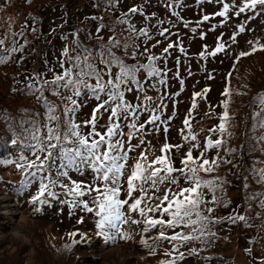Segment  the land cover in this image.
<instances>
[{
	"label": "snow or ice",
	"instance_id": "snow-or-ice-1",
	"mask_svg": "<svg viewBox=\"0 0 264 264\" xmlns=\"http://www.w3.org/2000/svg\"><path fill=\"white\" fill-rule=\"evenodd\" d=\"M27 2L31 3L32 0ZM197 2L221 5L213 16L222 20L219 25L212 24L211 31L227 24L233 16L248 14L245 20L235 25L236 30L228 40H224V34L221 33L214 48L209 50L205 44L198 53L200 60L221 54L231 56L234 57V68L242 58L264 51V43L259 38L246 41L250 46L246 50H232L238 44V36L246 33L249 21L264 16V0ZM101 4L104 11H109L117 6L118 0H99L96 6ZM165 6L174 20L157 19L153 24L151 21L156 13L145 15L142 7L134 6L116 18L115 24L122 26L119 33L114 26L106 24L103 17H92L99 21L95 37L90 32L86 35L89 40L95 38L98 41L94 45L85 44L80 30L61 35L65 46L57 60L60 70L49 67L47 71L52 73L50 78L47 72H34L26 76L21 88L13 89V92L22 95H34L43 108L44 117L43 121L33 119L29 122L31 127L25 129L26 142L23 143L15 167L22 173L18 191L38 185V190L31 197L34 206L51 207V202H56L67 205L70 214L74 209L93 214L96 218V236L106 244L132 240V236L123 231L125 225L142 226L139 243L150 255L155 256L156 248L165 242L171 245V251L166 250L164 253L170 258L161 259L159 264H182L190 255H198L199 251L207 249L219 239L218 232L213 230L216 225H234L237 222L251 225L249 216L238 214L235 210L227 217L212 215L218 208L227 206L224 196L227 181L213 173L223 163H232L219 153L222 149L229 155L236 152V149L227 146L228 138L233 135L230 131V101L224 99L220 102L222 112L218 125L209 129L212 135L201 146L199 133L192 129L190 117L192 110L198 108L197 98L206 99L209 89L194 91L191 107L179 130L183 143L173 145L168 142L167 133L177 115L175 97L185 90V80L179 68L181 55L184 59L189 58L178 25L182 24L190 33L196 34L211 17L203 14L200 20L194 22V26H190L193 22L185 20L181 12L175 10L185 7L182 0H165ZM137 14L143 16L144 21L139 28L133 22ZM30 18L33 20L30 31L35 34L38 21L35 17ZM105 28L112 32L107 40L101 35ZM28 31V25L25 24L19 32L6 33L5 38L0 39V65L10 62L15 54L22 53L31 43L27 39ZM124 33L131 35L133 41L142 40L143 51L140 50V44H130ZM173 36L176 37L175 41H172ZM204 36L205 33L200 31V39H204ZM150 41H155L151 47ZM162 43H166V46L159 54L154 53L153 49ZM174 52L181 55L175 58L177 68L171 79L178 80L180 88L172 93L169 91V73L172 69L168 64ZM188 74H192L190 65ZM231 75L229 72L227 78ZM208 78L212 79V74ZM150 91L157 92L158 96H150ZM133 93L134 100H129V94ZM46 94L59 98L60 102L50 100ZM222 96H231L229 87H225ZM86 100H94L96 105L90 118L79 122L78 114L85 106L82 101ZM166 101H171L173 106L172 114L167 116ZM212 107L209 105V110ZM253 108L257 110L252 113L251 127L254 132H258L253 140L264 154V91L257 93L253 99ZM34 115L38 117L41 113L35 112ZM105 115L107 122L101 123ZM161 128L166 134L165 142L159 148L160 154L156 155L157 149L146 137L150 133H159ZM12 142L17 143L16 140ZM185 145L188 146L187 151L180 158V166L176 167L175 155ZM194 150H198L199 154L194 156ZM212 150H215L216 155L209 158L208 153ZM11 163L13 161L10 159L0 160L3 165ZM246 170L255 183L264 184V159L253 157V164L250 168L246 166ZM85 176L89 179L84 180ZM248 179L244 178L245 189L250 187ZM162 189L163 194L160 195ZM247 200L264 209V190L250 193ZM35 211L39 213L41 208L35 207ZM133 213L140 218L134 219ZM78 222L83 221L81 219ZM157 229H160L158 235L152 236V232ZM164 229H172L173 232L169 235ZM68 235L73 239L70 244L64 245L67 250L88 241L84 231H72ZM77 236L79 240L75 239ZM192 242H198L203 248L198 250L188 247ZM184 248H187V252L182 250ZM246 251L251 252V249ZM203 259L206 264H211L213 257L205 256ZM259 264H264V259Z\"/></svg>",
	"mask_w": 264,
	"mask_h": 264
},
{
	"label": "rangeland",
	"instance_id": "rangeland-1",
	"mask_svg": "<svg viewBox=\"0 0 264 264\" xmlns=\"http://www.w3.org/2000/svg\"><path fill=\"white\" fill-rule=\"evenodd\" d=\"M44 2L45 0H32L30 4L20 6L19 11L28 10L33 11L34 14H38L40 4ZM226 2H230V0H226ZM237 2H239V0H237ZM127 3H129L131 7H142L144 9V14L149 16L151 15L149 13L154 11L157 5H159L158 3L156 5L154 0H127ZM197 5L198 6L195 7L193 3L186 4L183 9L177 8L176 10L180 12L186 11V14H190L192 11L199 10V6H205L207 9L206 11H208L206 13H209L208 15L211 16L221 7V5L209 3H198ZM12 6L8 7L0 5V11L10 13V18L7 22L12 23V27L16 28L18 27L21 18L18 17L17 13H14ZM77 6L80 8L82 3L79 2L77 5H74L73 15L75 10H77ZM92 7L93 6H90V9H92ZM160 11L162 13L157 15L156 19H152L151 23L155 24L157 19L166 20V16L169 15V10L164 9L162 6ZM120 14L121 13H119V11L113 8L112 12L106 11L104 14L100 13L98 17H103L104 22L110 26H114L116 32L119 33L122 26L115 24V21ZM247 15L248 14L245 13L242 14L241 17L233 16L227 24L217 27L214 31H211L209 30L211 25H219L222 20L220 17L213 16L209 22H205L202 25L201 29H199L196 34L190 33L188 29L183 27L182 24L178 25V30L181 26L183 28V32L180 33L184 38L185 46L188 48L189 58L184 59V57L178 52L175 54L176 56L181 55V64L183 65V68L180 69V75L185 80V90L180 94V96L175 97V100L177 101V115L171 123L170 130L167 133L169 143L173 145L183 143L179 130L183 127L182 121L191 107L192 94L194 91L202 92L204 88H208L209 92L206 94V99L197 98L198 108L192 110L190 117L192 129L199 133L198 139L201 141V146H203L205 139L212 135L209 132V129L218 125L219 115L222 112V106L221 103H219L220 106L216 107V110L213 111L216 102L218 100L228 99L230 101L229 113L232 117L230 131L233 135L228 138L229 143L227 146L229 148L239 149V152L241 153L248 151L246 143L241 144V138L242 131L246 128L248 117L247 113L253 109V106L251 108L248 104L246 96L245 98L242 97L243 93L240 89H243V91L245 90L248 93H252L264 80V51H257L255 55L246 57V60L241 59L239 63L236 64L230 71L229 68L234 57L224 56L221 54L215 58L210 57L207 60H200L198 58V53L203 49L205 44L209 46V50L214 48L217 42V37L220 36L221 33L224 34V40H228L232 32L236 30L235 25L240 23L242 20H245ZM44 17L45 16H41V18ZM134 17L133 18L135 20H133V22L136 23L137 28L139 26H143V16L137 14ZM193 17L194 19H192V17L187 18V20H193V24L190 26H194V22L200 20L202 15H198V18L196 15ZM169 18L173 20L175 19L171 16ZM262 21H264V16H261L254 21H249L247 29H252L253 31H248L246 29L245 34L238 36V44L234 45L232 49L234 52L244 50L247 46L246 41L248 40H256L259 38L261 42L264 43V23H262ZM40 22L46 23L51 21L50 18L47 20L45 18ZM164 26H167V24ZM175 30L176 29H174V31ZM200 31L205 33L204 39H200ZM29 33H31V31ZM101 35L105 38V40H107L108 37L112 35V32L109 28H105L102 30ZM124 36L130 44L139 42L138 44H140V50L143 51L142 40L133 41L131 35L128 33H124ZM175 39L176 37L173 36L172 40ZM91 41L97 42L95 38L91 39ZM154 42L155 41H150L149 46H151ZM159 49L160 47L153 49L154 53L159 54ZM30 56L31 60L26 63L25 56L23 55L22 59L17 60L13 57V59L7 64L0 65V104L3 106L0 108V114L7 113L6 116L8 117V114H10L8 111L11 113L19 112V109L23 106H31L30 108H33L37 112L41 113L38 117L34 115L18 117L16 113H12L14 116L12 118L8 117V122H6V124H8L3 127L1 126L0 120V131L2 132L0 133V137L4 141V144L7 145L6 155L3 158H0V160L10 159L13 161V163L7 165L0 164V264H159L161 259H169L170 257L164 255L166 250L171 251V245L167 242L156 248L155 256L150 255L147 249L140 245L139 233L142 226L132 224L125 225L123 227V231L128 232L129 235L132 236V240H117L115 244H106L102 238L96 236L97 230L94 223L96 218L93 214L86 213L82 209L71 210L70 214V209L67 205H61L56 202H51L53 205L51 207L40 205L34 206L31 203V197L35 195L38 190V185L31 186L25 191L17 190L20 187L22 173L15 167V162L18 160L22 151L23 143L26 142L25 137L27 136V133L25 132L24 126L33 119L43 121V108L40 104L35 102L34 99H13L14 93L9 89L11 87V84L9 83L10 81H4V79L5 76L6 79H8L9 76L13 77L17 72L21 73L29 69L31 71V68L35 67L37 64H32V57H34L33 53H31ZM172 58H174V54ZM139 59L141 62H144L142 58ZM129 62L133 61L129 60ZM169 64L168 66L175 65L171 61ZM189 65L192 73L191 75L188 74ZM257 66L261 67V69H258V71L254 73V67ZM175 71L176 68L172 69V72L169 73V91L172 93L178 91L180 88L178 80L171 79ZM227 71L232 73L230 78H227ZM209 74H212V79L208 78ZM225 74L226 76H224ZM225 77L227 80L224 84L230 88L231 96L224 98V96L220 95L222 97L220 98L217 95L221 92V88L223 86L221 81L222 78L224 79ZM246 81H248V83L251 82L249 88L246 87ZM148 94L154 98L158 96V93L155 91H150ZM134 95V93L129 94L128 99L134 100ZM48 96L52 97L50 94H48ZM52 100L56 103L60 102L57 97H52ZM205 100L207 105H205ZM86 101L87 102L84 104L85 106H83V109H87L88 111L85 115L80 113L78 114L77 119L79 122H83L85 116L87 117L91 113V109L93 110L96 105V101L94 100ZM166 103L168 104V110H166L167 116L172 114L173 106L171 101H166ZM209 105H213L214 107L208 111ZM213 113H215L213 115L214 117L212 116ZM211 118H215V122H211ZM103 121H107V115L104 116L101 123H104ZM257 134L258 132H255V135ZM165 135L166 134L164 133L163 128H161L159 133H150L146 137V139L150 140L157 149L156 155L160 154L159 148L165 142ZM236 136H239L240 139L237 140ZM13 140H16L19 144H11ZM249 142H254L253 138L250 139ZM133 143H138V141H133ZM187 147L188 146L185 145V147L175 155V165L178 164V166H180V158L187 151ZM253 149L255 153L251 155L247 153L246 156L241 158L238 156L229 157V154H226L223 149L219 153L221 157H225V159L232 161V163H223L218 171L213 173V175L224 177L227 181V184L224 187V196H229V208L230 200L238 198V193L229 189V179H233L237 176L240 173L241 168L247 172L246 176H250V172L246 170V166L247 168L251 167L253 164V157H260L264 159V156L261 157V154H258L260 151H257L258 146L256 144L251 148V150ZM212 151L214 152L213 156H215V150ZM212 151L208 153L209 158L212 157V154H210ZM193 154L194 156L198 155V150H194ZM83 179L88 180L89 177L85 176ZM249 185L250 187L247 188L249 194L257 192V188L262 186V184H257L254 181L249 182ZM57 191L60 190L57 189ZM162 194L163 189L161 190L160 195ZM17 195L22 197L18 198ZM122 198H124V194H122ZM85 199L89 198L85 197ZM35 207H40L41 211L37 213L35 211ZM256 208H259L256 203H253L252 206H250L251 211L249 215L251 217H256L258 215ZM254 213H257V215H254ZM131 215L134 219L140 218L138 214L133 213ZM158 215L159 214H157V217ZM165 218L167 219V217ZM81 219L83 222H78ZM258 219L261 221L264 217L261 216L255 220ZM250 220L255 222L254 218H250ZM164 230L169 235L173 232L172 229ZM178 230L180 229H177V231ZM72 231H84L87 234L88 241L73 246L71 250H67L64 248V245L71 243L73 238L69 237L68 234ZM159 231L160 229L153 231L152 236H155L153 233L157 234ZM75 239L79 240L80 237L77 236ZM60 241L65 242V244L59 243ZM236 245L237 241L234 238L232 243H228L224 246L223 250L219 253L221 256L218 255V259H214L211 264H252L251 261L247 260L246 255H244ZM260 246L264 247L263 244H260ZM255 252L257 258H262L261 255L263 254L261 253L260 247H258ZM222 256L225 257L223 258ZM225 258L227 261H225ZM182 264H206V262H202L200 259L199 263L196 261L193 263L189 261L183 262Z\"/></svg>",
	"mask_w": 264,
	"mask_h": 264
},
{
	"label": "trees",
	"instance_id": "trees-1",
	"mask_svg": "<svg viewBox=\"0 0 264 264\" xmlns=\"http://www.w3.org/2000/svg\"><path fill=\"white\" fill-rule=\"evenodd\" d=\"M154 1H155L156 5H157V3L159 5H157V7L154 9V11H151V13H149V14L156 13V17L153 18V19H156L157 15H160L162 13L160 11L162 6L166 10H169V9L165 6V0H154ZM79 2L82 3V6L80 8L77 6V10H75V13L73 15L72 13L74 12V5H77ZM182 2L184 5L193 3L195 7L198 6L197 0H182ZM98 3H99V0H45V2L41 3L39 6V13L34 14L33 11H28V10L27 11H19L20 6H25V4H30L27 2V0H0V5L8 6V7H11L13 5L12 10L14 11V13H17L18 17L21 18L18 27L13 28L12 23L7 22V20H9V18H10V13H4V12L0 11V39L5 38L6 33L10 34L12 32H19L21 30L22 26L27 24L28 29H29V31L27 33V39L31 43L25 47L24 50L27 49L26 51H23L22 53L15 54L14 58L19 60V59H22V57L24 55L25 56V63H26V62H29L31 60L30 55H31V53H33L34 57H32V60H33L32 64L33 63L37 64L35 67L31 68V71L29 69V70H25L21 73L17 72L13 77L9 76L8 79H6V76H5L4 81H10L9 83L11 84V87L9 89L13 92L14 88H21L23 86V84L26 82V76H30V74H32L34 72H36V73L47 72V75L50 78L52 73L47 71L49 67L54 66L57 71L60 70L58 63H57V60L60 57V54H61L63 47L65 46V41H63L60 38L61 35H67L73 31L80 30L81 38L84 40L85 44L94 45V44L98 43V41L93 42V41L89 40L87 38V35H86V33L90 32L93 34V37H95L96 28L98 26L97 24L99 23V21L93 20L92 17H94V16L98 17V15L100 13L104 14L106 12L103 10L104 6L102 4L99 7L96 6ZM90 6H93L92 9H90ZM114 8L117 11H119V13H123V12H127L128 9L131 8V6L129 5V3H127V0H118V4ZM112 9H110L109 11L112 12ZM219 9H217L216 11H218ZM206 10L207 9L205 8V6H199V10L192 11L190 14H186V11H184V12H181V15L184 16V18L186 20H187V18H191V17H192V19H194L193 16H195V15L198 18V15L209 14V13H206V12H208ZM40 15L45 16V17L41 18ZM170 16H171V13L169 11V15L166 16V20L170 19L169 18ZM30 17H35L36 20L38 21V23L35 25L37 28V31L35 34L29 33L31 27L33 26V20ZM210 17H213V14ZM45 18H46V20L50 18L51 22H46V23L40 22V21H43ZM134 18H133V20H135ZM189 21L193 22V20H189ZM152 31L154 32L156 30L152 29ZM179 31L183 32L182 26L179 28ZM70 41H71V36H69V42ZM172 41H175V40H172ZM21 42H23V41L21 40ZM136 43L138 44L139 42H136ZM164 46H166V44H164V43H162L160 46H158V47H160V49H159L160 52ZM149 47H151V46H149ZM247 48H249L248 45L246 46V48L244 50H246ZM253 55H255V53ZM242 59L246 60L247 58L245 57ZM170 61L171 62L173 61L175 64V58L170 59L169 62ZM174 68H177L176 64L174 66H172L171 69H174ZM179 68L182 69L183 65H180ZM232 68H233V61H232V64L230 65L229 71ZM258 69H261V67H258V66L254 67V71H255L254 73H256L258 71ZM229 71H227L226 74H228ZM226 74L224 76H226ZM226 80H227L226 77L224 79L222 78L221 82L223 83V86L221 88V92L217 95L220 98H222L220 95H222V92L224 91V89L226 87V85L224 84V82H226ZM248 81H246L247 82L246 87L249 88V86L251 85V82L248 83ZM240 90L243 93L242 97L245 98V96H246V98H247L246 101L248 102V104L252 108L253 99L255 98L257 93L264 91V80L260 83V85H258L256 87V89L252 93H248L245 90L243 91V89H240ZM13 93H14L13 99L18 100V99L30 98V99H34L35 102H37L34 95H27V94L22 95L19 92H13ZM47 96H48V94H47ZM48 98L50 100H52V97L48 96ZM224 98H226V97H224ZM221 101L222 100H218L216 102L215 108L213 111L216 110V107L220 106L219 103ZM86 102L87 101H82L83 104H85ZM204 102H205V105H207L206 100ZM0 106H1L0 108L3 107L1 104H0ZM30 107L31 106H23L19 109L20 110L19 112H12V113H16V115L18 117H20V116H23V117L32 116L37 111L33 108H30ZM255 110H257V109L253 108L249 113H247L248 117H247L246 128H245V130L242 131L241 144L246 143L248 151L241 153V152H239V149H236V152L229 155V157H237L238 156L239 158H241V157L246 156L247 153L250 155L255 153L254 149L251 150V148L255 145V142H249V140L252 139L253 136L255 135V132H254V130H252V127H251V123H252L251 117H252L253 111H255ZM87 111H88L87 109L85 110L82 107V109L79 113L85 115ZM208 111H209V109H208ZM8 113H10V114H8L9 118H12L14 116V114H12L10 111H8ZM91 113H92V109H91ZM91 113L87 117L85 116V119L90 118ZM214 114L215 113H213L212 116ZM0 115H1V117H0L1 126L3 127V126L8 124V123L6 124V122H8V121H7V119H5V116L7 115V113H1ZM210 121L215 122V118H211ZM103 122L106 123L107 121H103ZM29 127H31L30 123L26 124L24 126V129L29 128ZM85 130H87V129H85ZM0 133H2V132L0 131ZM252 134H254V135H252ZM236 137H237V140L240 139L239 136H236ZM17 143L19 144V142H17ZM11 144L14 145L13 142ZM6 147H7V145L4 144V141L0 137V158H3L6 155V152H7ZM257 151H259V148L257 149ZM210 154H212V156H213L214 152L212 151ZM258 154H261V157L264 156V154H262L261 152ZM175 166L179 167L178 164ZM246 173L247 172L244 171L243 168H241L240 173L237 176H235L233 179H229V189L233 192L238 193L237 194L238 198L230 200V208H229V196H226L225 197V204L227 206L226 207H220L221 210L217 209L216 211H214L212 213V215L216 216V217H220V216L227 217L229 215H232L234 213V210H235V212L238 214H246L250 218H254L255 222H252L251 220H249V224L251 226H246L243 222H237L234 225L228 224V223H221L219 225H216L213 230L218 232L219 239L215 243L211 244L207 249L199 251L198 255H190L183 262H189L190 261L193 263L196 261L199 263L200 259L203 262L204 261L203 257H205V256L213 257V260L214 259L216 260V259H218V255L223 250L224 246L228 243L229 244L232 243L234 238L237 241L236 246L242 251V253L244 255H246L247 260L251 261L252 264H259V261L264 259V247L260 246V244L264 245V219H262L261 221H260V219L255 220L258 217H261V216L264 217V209H262L260 207L256 208L257 213H258V215L256 217H251L249 215L250 211H246L253 204V203H249V201L247 200L249 192L247 191V189H245L243 187L245 177L249 178L248 183L253 181L251 176H246ZM261 190H264V184H262V186L257 188V191H261ZM17 197L21 198L22 196L17 195ZM253 212H254V210H253ZM153 234L155 236L158 235V233L157 234L153 233ZM59 243L65 244V242H63V241H60ZM188 247H196L198 250L203 248V246L201 244H199L198 242H192ZM258 247L261 248V253L263 254V255H261L262 258H257V255H255V253H256L255 251L258 249ZM246 249H251V252H247ZM183 251L187 252V248H185ZM219 256H221V255H219ZM212 261H211V263H212ZM225 261H227L226 258H225Z\"/></svg>",
	"mask_w": 264,
	"mask_h": 264
},
{
	"label": "bare ground",
	"instance_id": "bare-ground-1",
	"mask_svg": "<svg viewBox=\"0 0 264 264\" xmlns=\"http://www.w3.org/2000/svg\"><path fill=\"white\" fill-rule=\"evenodd\" d=\"M21 232V231H20Z\"/></svg>",
	"mask_w": 264,
	"mask_h": 264
}]
</instances>
